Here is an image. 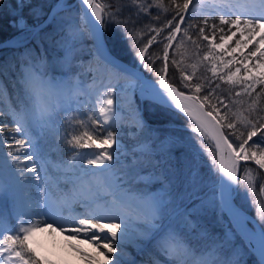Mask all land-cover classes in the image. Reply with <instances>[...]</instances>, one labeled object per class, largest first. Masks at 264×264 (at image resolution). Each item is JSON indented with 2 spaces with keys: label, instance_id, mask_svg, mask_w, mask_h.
<instances>
[{
  "label": "snow or ice",
  "instance_id": "1",
  "mask_svg": "<svg viewBox=\"0 0 264 264\" xmlns=\"http://www.w3.org/2000/svg\"><path fill=\"white\" fill-rule=\"evenodd\" d=\"M16 3L20 14L12 26L20 35L0 42V48L23 49L15 61L0 63V117L13 125L0 119V264H56L33 246L44 232L65 236L84 264H136L128 248L147 253L148 264H247L249 255L264 264V208L257 222L234 203V186L255 192L249 162L264 170V0H131L120 7L57 0L36 26L22 14L31 0ZM125 7L136 11L125 16ZM206 7L212 15L201 12L202 20L189 22ZM77 8L78 19L58 16ZM154 9L171 18L161 22ZM29 14L39 19L43 13L33 8ZM141 14L150 23L139 25ZM54 21V33L41 37ZM110 28L127 45V63L115 54ZM44 39L56 49L51 58ZM81 74H90L92 83ZM145 106L185 123L153 148L159 137L144 119ZM125 111L135 128L130 135L151 137L133 148L128 163L120 130ZM50 135L75 149L70 160L47 159L40 142ZM177 147L186 186L197 183L202 155L215 177L212 194L193 197L200 203L191 209L174 193ZM29 188L35 198L22 195ZM8 202L16 225L5 229ZM210 211L223 224L222 240L199 221Z\"/></svg>",
  "mask_w": 264,
  "mask_h": 264
},
{
  "label": "rangeland",
  "instance_id": "2",
  "mask_svg": "<svg viewBox=\"0 0 264 264\" xmlns=\"http://www.w3.org/2000/svg\"><path fill=\"white\" fill-rule=\"evenodd\" d=\"M71 1L72 0H68V2H71ZM208 3H211V0H208ZM201 12L212 15L211 10L207 7L204 9L198 10V13L194 15L197 17H200L201 20L203 19V15L200 14ZM58 16L59 17L72 16L78 19L79 9L78 8L74 9L71 13L60 12L58 13ZM39 21L40 19L35 20L34 22L28 23V24L30 26H35ZM59 22L61 24L65 23L64 20H60ZM68 22H71V21H68ZM211 22L213 21L210 20V23ZM215 22H218V14L215 17ZM56 24L57 22L54 21L52 24H49L47 27H45L40 33L41 37H45L49 33H54ZM19 35H20V32L14 37H17ZM56 39H59L58 35L53 36V40H56ZM41 42L43 43L45 53L48 55L49 58H51V56L54 53H56V49L50 46L48 40L46 39L42 40ZM30 46L35 48L37 53L40 52V49L36 45L35 41L31 42ZM10 48L11 47L0 48V63L15 61L16 57L14 53H16L17 51H20V52L23 51L22 48L21 49H16V48L10 49ZM87 59L88 58L85 57V60ZM80 78L82 80H85L86 83H89V84L92 83V77L90 74H81ZM4 80H5V83H8L7 76L4 77ZM105 82L107 81L105 80ZM8 90L10 93L13 91L10 84L8 85ZM100 91H104V89L101 88ZM95 99L96 97L93 96L92 101L94 102ZM88 110H89L88 108L81 109V111L84 112L85 114L88 112ZM145 110L149 112L150 118L154 120L169 118L172 122H175V125L167 124V123L165 124L163 123V125H158V124L152 123L151 121L146 120L147 123L153 129H156L158 137H159V140H156L155 142L152 143L153 148H155L156 144L159 143L160 140H163L166 136L177 135L178 134L177 126L183 127L185 123V121L181 118H174L169 115L167 117L164 114L161 115L159 114L160 112L159 110L152 112V111H149L146 106H145ZM67 115L68 113L62 114L61 120H63L64 117H66ZM122 115L125 116L126 122H123L120 125V130L122 131V134H123L122 137L124 135L126 137L128 136L127 137L128 142L122 139V143L125 146L124 150L127 153H129V156L127 158L122 156V159H124L125 162L128 163L131 161L133 148L137 144L144 142L146 139L151 140V137H147L144 133H140L139 135H136V136L130 135V133L135 132V128L130 126V117L128 116L127 112L125 111L124 113H122ZM81 118H84V117L81 116ZM0 119H5L7 121L8 128H12L13 125L11 123L10 118L0 117ZM63 130H64L63 128L60 129L61 132H63ZM179 134L183 136V135H187L188 133L179 132ZM19 139H23V137H19ZM64 140L65 139L61 138L59 135H50L46 141L41 140L40 142L41 146L43 147L44 151L47 154V159L50 160L53 164H62L70 160L72 156L74 155L75 149H72L71 147H69L68 149L64 150V148H62L64 146L63 144ZM177 148H178L179 153L181 154L183 149L179 147ZM172 154H173V151H172ZM136 155L138 156V154ZM200 160L203 162V164L199 169V174L197 176V183L195 185L191 183H187V186H186V181L184 180V169H185L184 162L182 160L181 161L175 160L173 162L175 167L178 170V183L174 185V193L177 196V198H179L180 196L185 197L184 204H186L189 209L194 207L196 204L200 203L199 199H195L193 197H201V196L206 197L212 194L210 189H211V184L214 181L215 177L212 176V171H210L208 167V158L202 155L200 157ZM84 167H88V166L84 165ZM248 167L253 169V176L256 177L255 192L250 193L244 186L240 195L239 194L237 195L239 189L237 186H234L236 187L235 193L238 196L240 203L242 204L243 210L247 212L252 219L257 220V222H259L257 218V212L260 208H264V192L259 191L261 184H264V170H260L258 172L256 170V166L252 164L251 162H249ZM243 170L244 169L242 166L241 170L238 173L239 176L243 175ZM41 174L43 175V173ZM49 174L56 175L57 173L54 168L49 166ZM189 194H191V196H189ZM22 195H30L31 197L35 198L37 196V191L35 188L25 189L22 192ZM188 199H191V203H188ZM5 211H6V216H7V219L5 222V229H10L16 225V218L14 216V207L10 202L5 204ZM35 218L38 219L39 217H35ZM192 219L195 220L196 217H192ZM199 221L207 229L210 237H217L222 240L223 224L219 220L215 212H211V211L207 212L206 214L199 217ZM215 227L217 231L214 233L212 229H214ZM208 243H210V241H208ZM33 246L37 248V251L40 252L41 255L50 258L51 260L55 261L56 264H65V262H67V264H84V261L79 259V257L76 256L74 253H72L71 249L68 247L67 238L65 236H61L59 233H53V234H48L47 232L37 233L36 236L34 237ZM83 247H85V249L87 250H91L88 245H84ZM127 251L131 253V257L135 260L136 264H148L149 256L147 253L142 255L138 253L134 248H128ZM247 264H250L249 256L247 257Z\"/></svg>",
  "mask_w": 264,
  "mask_h": 264
},
{
  "label": "trees",
  "instance_id": "3",
  "mask_svg": "<svg viewBox=\"0 0 264 264\" xmlns=\"http://www.w3.org/2000/svg\"><path fill=\"white\" fill-rule=\"evenodd\" d=\"M56 1L57 0H31V3L27 4L23 8L22 14L27 19L28 23H32L35 20H39V19L41 20L51 9H53V6L55 5ZM98 2L105 3V4H112V5H115L116 7L131 5V0H98ZM164 3L165 5H167V0H164ZM33 8H38L42 11L43 14L39 16V19H36L34 15L29 14L30 9H33ZM14 10H15V13H14ZM135 11L136 10L134 7L131 9L128 7L124 8L125 16H128L130 12L134 13ZM18 14L20 13H19V10L17 9L16 0H4L3 4H0V41L9 40L19 33V30L12 26V23L14 19L16 18V15ZM158 14L160 15L161 22H163L166 18H171L170 14H165L161 10L154 9L152 11V16H156ZM200 20H201L200 17L193 15V17L189 20V22L194 23V22H199ZM148 23H150V20L148 18L143 17V15L141 14L139 16L138 24L143 25V24H148ZM106 35L111 37L114 41L113 46H114L115 54L118 55L125 62H128L131 59V57H130V54L128 53L127 45L122 39L119 29L110 28V31L106 33ZM141 39L143 40L145 39V37L142 36ZM10 49H15V48L11 47ZM152 50L153 52H157V53L159 52V49L156 48L155 46L153 47ZM159 114L162 115L163 113L159 112ZM166 116L168 117V115ZM144 117H145V120L151 121L154 124L163 125V123L164 124L167 123V124L175 125V122H172L169 118L155 119V120L150 118L149 112L146 110L144 111ZM61 123H63V120H61ZM127 137L124 135L122 139L128 142ZM63 144L64 146L62 148H64V150L71 147L70 145L67 144L66 140H64ZM172 151H173V155H176L177 157L176 160L181 161L178 148H174ZM237 187L239 189L237 195L238 194L240 195L242 189L244 188V185H240ZM236 200L239 203V205L242 207V204L240 203L238 196L236 197ZM212 231L215 233L217 231L216 227L212 229ZM249 261H250V264H256V258L253 255H249Z\"/></svg>",
  "mask_w": 264,
  "mask_h": 264
},
{
  "label": "water",
  "instance_id": "4",
  "mask_svg": "<svg viewBox=\"0 0 264 264\" xmlns=\"http://www.w3.org/2000/svg\"><path fill=\"white\" fill-rule=\"evenodd\" d=\"M69 4H73L75 3V0H72L71 2H68ZM52 9L36 24V25H39V24H43L47 19H48V16L49 14L51 13ZM35 25V26H36ZM9 40H3V41H0V42H7ZM124 61V60H123ZM125 62V61H124ZM127 63V62H125ZM234 203L237 205V207H239L242 211H244L240 205L237 203L236 199H235V194H234ZM255 257V256H254ZM256 258V257H255Z\"/></svg>",
  "mask_w": 264,
  "mask_h": 264
},
{
  "label": "bare ground",
  "instance_id": "5",
  "mask_svg": "<svg viewBox=\"0 0 264 264\" xmlns=\"http://www.w3.org/2000/svg\"><path fill=\"white\" fill-rule=\"evenodd\" d=\"M235 199H236V193H235ZM237 201V200H236ZM238 203V202H237ZM239 204V203H238ZM241 207V206H240ZM242 208V207H241ZM243 209V208H242ZM248 217H250V215L247 213V212H245V211H243ZM251 226V225H250Z\"/></svg>",
  "mask_w": 264,
  "mask_h": 264
}]
</instances>
